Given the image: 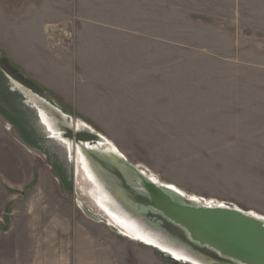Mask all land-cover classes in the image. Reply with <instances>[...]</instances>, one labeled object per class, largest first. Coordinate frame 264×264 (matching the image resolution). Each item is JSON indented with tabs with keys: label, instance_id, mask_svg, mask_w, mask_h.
I'll list each match as a JSON object with an SVG mask.
<instances>
[{
	"label": "rangeland",
	"instance_id": "rangeland-1",
	"mask_svg": "<svg viewBox=\"0 0 264 264\" xmlns=\"http://www.w3.org/2000/svg\"><path fill=\"white\" fill-rule=\"evenodd\" d=\"M0 67L160 181L264 216V0H0ZM9 125L0 264L55 243L57 264H185L97 222Z\"/></svg>",
	"mask_w": 264,
	"mask_h": 264
},
{
	"label": "water",
	"instance_id": "water-1",
	"mask_svg": "<svg viewBox=\"0 0 264 264\" xmlns=\"http://www.w3.org/2000/svg\"><path fill=\"white\" fill-rule=\"evenodd\" d=\"M4 76L30 103L27 125L19 123L27 133L26 143L42 150L45 161L96 219L177 262L264 264L263 215L232 203H206L151 177L146 168L130 162L103 135L43 93L6 72ZM41 136L45 138L40 140ZM64 153L67 178L58 167Z\"/></svg>",
	"mask_w": 264,
	"mask_h": 264
},
{
	"label": "flooded vegetation",
	"instance_id": "flooded-vegetation-1",
	"mask_svg": "<svg viewBox=\"0 0 264 264\" xmlns=\"http://www.w3.org/2000/svg\"><path fill=\"white\" fill-rule=\"evenodd\" d=\"M2 71H5V70L0 67V106H2V109L4 110V112L10 119L17 122L18 124L20 123V124L27 125L26 118H28L29 116L27 115L28 113H26L25 111L30 109L29 107L30 103L23 101L24 97L22 96V94L19 92L17 88L12 87V85L8 82L7 78L4 76ZM16 79L20 81L23 85H27L20 78H16ZM27 86L30 87L29 85ZM23 107H26V109H24ZM23 134L27 135L25 130H23ZM44 138L45 137L41 136L39 139L42 140ZM62 158H63V161L64 160L67 161L66 165L63 164L61 160L62 164L58 165V167L62 175L67 178L68 176V153L66 154L64 153ZM58 162L60 163V161Z\"/></svg>",
	"mask_w": 264,
	"mask_h": 264
},
{
	"label": "crops",
	"instance_id": "crops-1",
	"mask_svg": "<svg viewBox=\"0 0 264 264\" xmlns=\"http://www.w3.org/2000/svg\"><path fill=\"white\" fill-rule=\"evenodd\" d=\"M3 72V74L5 73V71H2ZM44 94V93H43ZM49 98V97H48ZM51 99V98H50ZM51 100H53V99H51ZM0 115L3 117V118H5L7 121H8V123L11 125V126H13V128H14V131L15 132H20V134H21V136H22V138H23V140L25 141V139H26V136H25V134H23V130H21V128H20V125L17 123V122H15V121H13L12 119H10L7 115H6V113L4 112V110L2 109V106H0ZM25 138V139H24ZM24 143H26V141L24 142ZM27 145H28V143H26ZM26 147V146H25ZM37 178H38V180H41V177L39 178V173L37 174ZM47 178V177H46ZM4 193V195L6 194L5 193V190L3 191V190H1V188H0V199H1V195ZM2 200V199H1ZM1 200H0V210H1ZM50 210H47L49 213H53V212H55V208H54V211H51V208H49ZM43 211H45V210H43ZM47 211H45V212H47ZM39 212H41V211H39ZM50 225V224H49ZM122 236V235H121ZM124 237V236H123ZM126 238V237H125ZM126 239H128V238H126ZM55 240H56V238H55ZM128 240H130V239H128ZM131 241H133V240H131ZM37 244V243H36ZM40 244V243H39ZM57 246H56V243L53 245V244H51V245H49L48 246V256H47V260L48 261H46L45 263H43L42 261H40V258L41 257H38L37 256V258H34V257H36V256H33L32 257V259H26V261L29 263V264H57ZM33 251H36V249H33ZM38 251V254H35V255H39V252H40V249H38L37 250ZM33 255H34V252H33ZM27 263V264H28ZM25 264V263H24Z\"/></svg>",
	"mask_w": 264,
	"mask_h": 264
},
{
	"label": "bare ground",
	"instance_id": "bare-ground-1",
	"mask_svg": "<svg viewBox=\"0 0 264 264\" xmlns=\"http://www.w3.org/2000/svg\"><path fill=\"white\" fill-rule=\"evenodd\" d=\"M11 127L12 126H10L9 125V128H10V130H11ZM14 129V128H13ZM16 133V136L18 137V139L22 142V144L23 145H25L26 147H28V148H30L29 150H30V152L31 153H33V154H35V156H40V158H42L44 161H45V159L43 158V156L41 155V151H39L38 150V148H31L29 145H27L26 143H24L25 141L23 140V138H22V136H21V134H20V132H15ZM105 137V136H104ZM106 138V137H105ZM107 139V141L112 145V146H114L117 150H118V148L115 146V144L111 141V140H109L108 138H106ZM119 151V150H118ZM41 152V153H40ZM72 155H73V153H72ZM72 158L74 159V156H72ZM53 161H54V163H56V160H54L53 159ZM46 162V161H45ZM47 163V162H46ZM141 166H143L142 164H141ZM144 168H146L145 166H143ZM147 169V168H146ZM148 170V169H147ZM148 172L150 173V176L151 177H154V178H157L158 180H159V178L156 176V174H154V173H152L150 170H148ZM56 176L59 178V175L58 174H56ZM61 178V177H60ZM59 178V179H60ZM62 179V178H61ZM60 179V180H61ZM63 183H64V181L63 180H61ZM160 181V180H159ZM64 184H66V183H64ZM171 185H173V184H171ZM175 186V185H174ZM176 187V186H175ZM68 188V187H67ZM78 189V188H77ZM192 196H194V197H196V198H202V197H199V196H195V195H192ZM202 199H204V201L207 203V202H211V201H217V200H214V199H205V198H202ZM78 201V203H80V205L82 206V204H81V202H80V200H77ZM218 203H223V201H217ZM83 207V206H82ZM254 212V211H253ZM255 213V212H254ZM257 215H260V214H258V213H256ZM97 222H101V220H96ZM119 233V232H118ZM120 235H122V236H124L125 235V233H119ZM124 237H126V235L124 236ZM126 238H128V237H126ZM131 238H133V237H130V238H128V239H130V240H133V241H136V239L135 238H133V239H131ZM146 245V244H145ZM148 246V245H147Z\"/></svg>",
	"mask_w": 264,
	"mask_h": 264
}]
</instances>
